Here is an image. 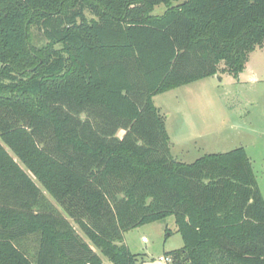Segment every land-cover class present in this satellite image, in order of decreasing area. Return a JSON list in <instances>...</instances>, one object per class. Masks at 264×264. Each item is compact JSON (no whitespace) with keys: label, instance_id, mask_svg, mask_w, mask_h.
<instances>
[{"label":"trees","instance_id":"16d2710c","mask_svg":"<svg viewBox=\"0 0 264 264\" xmlns=\"http://www.w3.org/2000/svg\"><path fill=\"white\" fill-rule=\"evenodd\" d=\"M263 46L264 0H0V264H104L70 219L140 264L125 234L170 216L173 264H264L246 150L178 162L153 102Z\"/></svg>","mask_w":264,"mask_h":264},{"label":"rangeland","instance_id":"374dc122","mask_svg":"<svg viewBox=\"0 0 264 264\" xmlns=\"http://www.w3.org/2000/svg\"><path fill=\"white\" fill-rule=\"evenodd\" d=\"M166 10L164 5L157 6L153 15ZM86 16L88 20L94 17L90 12ZM33 37L34 43H44L39 32L33 31ZM224 68L222 64L215 76L155 95L153 102L165 124L175 160L192 164L206 155L244 148L264 196V46L251 53L239 77L223 72ZM123 135L120 132L119 136ZM70 221L104 264H112ZM125 244L139 256L140 264H169L160 258L184 247L174 216L127 232Z\"/></svg>","mask_w":264,"mask_h":264},{"label":"built area","instance_id":"2783aa9c","mask_svg":"<svg viewBox=\"0 0 264 264\" xmlns=\"http://www.w3.org/2000/svg\"><path fill=\"white\" fill-rule=\"evenodd\" d=\"M143 241L144 242L147 241L146 238H143ZM160 260L163 261V262H167L169 264H173V258H172V256L161 257Z\"/></svg>","mask_w":264,"mask_h":264}]
</instances>
